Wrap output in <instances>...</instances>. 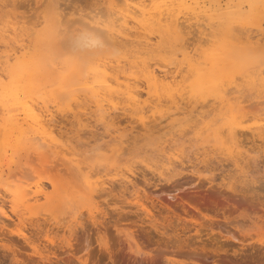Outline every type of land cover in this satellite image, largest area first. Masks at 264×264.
<instances>
[{
    "label": "rangeland",
    "instance_id": "374dc122",
    "mask_svg": "<svg viewBox=\"0 0 264 264\" xmlns=\"http://www.w3.org/2000/svg\"><path fill=\"white\" fill-rule=\"evenodd\" d=\"M35 1L37 0H0V41L5 39L12 47L18 46V76H22L23 80L20 87L27 86L26 92L30 94L24 96L20 91L18 103L8 97L3 100L4 105H0V130L4 127L1 117L10 118L11 124L18 126V132L8 133L11 136L5 147L7 155L4 154L5 157L0 160V206L2 205L8 214L5 217L0 213V264H80L75 255L84 256L85 250L81 249L80 253L75 251L72 256L69 254L71 250L61 244V241L67 238H71L74 245L78 242L83 244L89 239L93 256L90 254L91 259H88L86 264H194L190 259L213 264V259L217 256L213 257L209 251L206 256L201 250L203 246L207 247L206 250L214 248L215 245L210 244L212 239L222 240V244H219L221 247L223 245L222 249L228 250L227 253L220 252L222 259L225 258L224 260L230 263L239 262L240 255H234L232 252L233 249L243 250L241 245L221 238L218 230H221L222 235L233 234L237 239H243L244 246L248 247L246 251L254 248L255 254L258 253L257 257L263 258L264 244H260L258 240H264V223L259 217L262 215L264 218V138L260 139L256 133L260 128L264 130V40L260 43L255 40L259 33L258 26L264 29V16H250L243 19L242 23H234L236 35L244 37L250 34L253 37L254 45L252 44L251 50L249 43L240 42L238 45L242 44V47L236 48L234 40L225 31L218 30L219 27L213 31L210 28L204 30L207 27L203 15L199 23L193 17L183 23V33L179 36L183 42L177 40V37L172 39L165 28H158L155 24L151 25V28L150 25H135L131 22L129 43L122 40L124 42L120 44L118 40L113 39L118 43L116 44L110 38L105 40L107 34L104 33V36L101 34L103 32L99 33V27L96 30L90 23L91 17H105L110 25L120 16L121 13L118 12L124 11V3L127 7L128 3L131 6H145L147 3V7H154L159 1L55 0L60 9L65 11L64 18L79 22L70 24L69 26L73 27H69L66 34L57 36L56 40L60 39L57 44L55 40L53 44L47 45L44 35L40 33L43 27L42 15L49 10L50 2ZM115 2L117 8L121 6L122 10H117ZM81 13L85 15V19ZM118 18L114 22L117 24H113L116 28L123 24L122 19ZM13 26L18 27L15 33L10 31ZM38 32L39 34H36ZM81 33L82 36L96 35L102 40L98 47L94 46L100 53L93 47L98 55L86 54L80 59L74 54L72 46L76 43L75 38L81 39ZM139 41L141 45L136 44ZM179 43L184 47L180 49ZM145 44L150 45L147 47ZM9 49L10 46L0 44V59ZM183 53L191 57L187 55V58ZM188 59H192L194 63L198 62L197 65L201 63V70L188 71ZM2 60L5 61V56L1 59L3 66L0 63V75L2 72L4 82L8 83L10 77L6 72H12L14 66L3 69ZM13 61L14 58L10 60L12 64ZM43 61L47 63H42ZM99 62L112 68H108L111 75L119 71V80H126L135 90L134 94H131L134 101L129 100V94L123 90L106 96V99L100 102L101 107L92 98L91 101L84 99L85 102L81 99L80 104L85 113L82 118L86 127L77 130L80 127L73 121L66 106L70 99L66 102L64 93L58 89L62 88L64 77H69L70 74H73L74 78L77 77L75 71L78 66L81 73L87 66L84 69L86 73ZM100 63L97 67L101 66ZM145 65L163 78L162 70H175L170 72L174 78L161 77V82H150V71ZM205 72L221 77L222 84L209 89L199 85V76ZM99 75L101 76V73ZM75 79L72 78L71 82ZM2 91L3 88L0 87V93ZM30 96L38 106L46 104L56 120L62 119V123H55V136L64 135V138H70L72 144L79 148V152L80 148L82 149V156L87 158L86 163L79 167L69 164L59 149L51 144L49 136L46 133L45 135L43 130L37 131L39 128H35L36 125L28 120L22 104V101L28 100ZM65 96L68 95L65 93ZM72 106L79 108L75 104ZM97 107L101 112L104 110L108 116L111 114L114 117H110V120L107 118L106 127ZM142 116L148 127L146 133L140 125ZM107 127L112 131L111 134L107 132ZM118 132L126 135L120 139L117 137ZM77 133L80 136L76 138ZM119 144L121 148L114 154L113 150L119 147ZM112 153L117 156L113 157ZM237 159L238 165L235 164ZM63 161L68 164V169ZM37 186L42 187L44 193L34 197L32 191ZM232 189L247 193V200L254 197V200L252 198L250 202L246 201L249 203L248 211L250 204L256 208H250V217L242 216L243 210L240 208H243V205H237L243 201L242 193H234ZM250 192L251 195L253 192L254 196H251ZM212 193L219 198L218 206L213 200L212 204L209 200L207 202L208 198L213 199ZM216 193L222 196L219 197ZM256 193H259L260 197ZM233 198L240 208L234 206L237 209L234 210L233 206H230V212L227 205L234 202ZM200 200H203L202 203ZM238 200L240 202H237ZM194 203L203 211L196 210ZM141 204L148 206L154 217L158 218L159 231L150 226L149 220L144 217L146 211ZM93 222H98V228ZM202 222L206 225L213 223L214 230L199 228L198 223L203 224ZM237 224L238 229L233 227ZM197 228L201 230L198 232ZM226 230L233 233H227ZM239 230L245 235L239 233ZM101 233L105 235L114 263L108 258V252L98 245L99 238L103 237L98 236ZM48 237L53 238L54 245L47 241ZM26 238H30L33 245H38L39 252L33 251L25 242ZM79 245H75L76 248L81 246ZM180 248L182 251H179ZM194 251L206 258L202 255L198 258L199 255L194 254ZM173 254L175 255L172 256ZM69 256L71 259H68ZM42 257L48 259L44 260ZM169 257H173L172 261L167 259Z\"/></svg>",
    "mask_w": 264,
    "mask_h": 264
},
{
    "label": "bare ground",
    "instance_id": "6f19581e",
    "mask_svg": "<svg viewBox=\"0 0 264 264\" xmlns=\"http://www.w3.org/2000/svg\"><path fill=\"white\" fill-rule=\"evenodd\" d=\"M28 1V0H27ZM30 1V0H29ZM43 1V0H42ZM41 1V2H42ZM50 2L49 3V10L45 13V11H44V13L45 14H43L42 15V21L41 22H43V27H42V30H41V33H40V35H44V39L47 41V45H51V44H53L54 42H55V40H56V38H58V37H60L62 34L64 35V34H66V32H67V29L70 27L69 25L70 24H76V22H79V20H72L71 18H64V16H63V14H64V12L62 11L63 10V8L62 9H60V6L58 5L59 3L57 2H55V0H47L46 2ZM98 1V0H97ZM138 1H140V0H138ZM137 1V2H138ZM148 2H149V0H147ZM146 1V2H147ZM159 1V2H158ZM34 2V1H33ZM35 2H39L38 0L37 1H35ZM122 2V1H121ZM144 2V1H143ZM142 2V4H144ZM151 2V1H150ZM157 5L156 6H154V7H150V6H146L147 5V3H146V5L144 6V5H141V4H137L136 6H131V5H129L130 3H128V7L129 6H131V7H127L126 5V3H124L125 4V6L121 3V5H123L124 6V11H119V8H121L120 10H122V7L120 6L119 8H117V6H116V2H115V6H116V8H117V10L119 11L118 13H121L120 14V16H118V17H120L121 19H122V21H123V24H121L120 25V27L119 28H116V26H114V25H116V24H114V22L115 21H117L119 18L117 17V20H113L112 22H110V23H112V24H110L109 25V21H107V20H105L106 18L104 17V19L103 18H94L93 16L91 17L92 18V20L90 21V23H92L95 27H96V30H98L97 29V27H99L100 29H99V33H101V32H103V33H101V34H103L104 35V33H105V37H106V39L105 40H107V38H110L112 41H114L113 43H116V44H118L119 42H120V44H121V42L123 43L124 41V43H126V42H128L129 43V40H130V37L129 36H131L130 35V28H131V25H129V23H131V22H133V24H140V25H142V26H151V25H153V24H155V25H157L158 26V28H165L168 32H169V37H171L172 39H173V37H174V39H175V37H177V40H182V39H179V38H181V37H179L180 35H182V28H184L183 26V23L185 22V21H187V20H189L190 19V17H193V18H195V20L197 19L198 20V22L197 23H199V19L201 18V16L203 15L204 17H205V21H204V24H205V26L207 27V28H204V30H208V28H210L211 29V31H213L214 29L216 30V28H218V30H223V31H225L226 32V34H228L233 40H234V45H236L235 47L236 48H241L242 47V44H245V43H249L248 44V47H249V49L250 48H252L253 46H252V44H253V42H252V36L250 35V34H247V35H245L244 37H241V36H239V35H236L235 33H234V29H235V27H234V23H242V21H243V19H245L246 17H250V16H264V0H157ZM104 3V2H103ZM154 3V2H153ZM21 4H22V2H21ZM41 4V3H40ZM41 5H43V4H41ZM150 5H151V3H150ZM48 6V5H47ZM114 6V7H115ZM126 7V8H125ZM98 8V7H97ZM45 9H47V7L45 8ZM42 11V10H41ZM115 13V12H114ZM13 14V13H12ZM87 14V13H86ZM81 15H82V13H81ZM106 15V14H105ZM118 15V14H117ZM17 16V15H16ZM83 16V15H82ZM81 16V17H82ZM85 16V15H84ZM82 17V18H86V17ZM107 16V15H106ZM23 17V16H22ZM203 17V18H204ZM11 18H12V16H11ZM10 18V19H11ZM40 18V15L38 16V19ZM107 18H109L108 16H107ZM202 18V19H203ZM201 19V20H202ZM184 20V21H183ZM196 20V21H197ZM39 20H37V22H38ZM71 21V22H70ZM70 22V23H69ZM18 23V22H17ZM120 23V22H119ZM201 23V22H200ZM38 25L40 24V23H37ZM37 24H35L36 26H37ZM114 24V25H113ZM132 24V26H134ZM261 24V23H260ZM34 25V24H33ZM71 25V27L70 28H72L73 26ZM123 25V26H122ZM154 25V26H155ZM202 26H203V23L201 24ZM200 25V26H201ZM186 26V25H185ZM236 26V25H235ZM3 27V26H2ZM8 27V26H7ZM136 27H138V26H136ZM135 27V28H136ZM140 27V26H139ZM11 28V27H10ZM142 28V27H141ZM145 28V27H144ZM151 28H152V26H151ZM203 28H202V31H204L203 30ZM18 29V27H16V26H13L12 27V29H10V31H12V32H14L15 33V31ZM32 29V28H31ZM148 29V28H147ZM70 30V29H69ZM146 29H144V31H145ZM206 30V31H207ZM4 31H6V30H4ZM30 31V30H29ZM132 31V30H131ZM258 31H259V33H258V37L256 38V40H255V42L256 43H260V42H263L262 40H264V29L263 28H261L260 26H258ZM8 32V31H7ZM210 32V31H209ZM215 32V31H214ZM143 33H145V32H143ZM170 33H171V36H170ZM207 33V32H206ZM212 33V32H211ZM210 33V34H211ZM219 33V32H218ZM222 33V32H221ZM238 33V32H237ZM34 34H35V32H34ZM36 34H39V32L38 33H36ZM75 34V33H74ZM78 34V33H77ZM146 34V33H145ZM164 34V33H163ZM162 34V35H163ZM32 35V34H31ZM60 35V36H59ZM83 35V33H81V36ZM207 35H209V33H207ZM213 35V34H212ZM212 35H210V36H212ZM219 35V34H218ZM256 35V34H255ZM58 36V37H57ZM81 36H79V37H81ZM113 37V38H111V37ZM167 36V35H166ZM216 36H217V33H216ZM222 36V35H221ZM228 36V37H229ZM76 37V36H75ZM78 37V36H77ZM83 37V38H82ZM81 37V39H77V38H75V44L72 46V48H73V50H74V54H77L79 57H80V59H81V57H83V56H85L86 54V56H90V55H94V54H99L100 52V50L98 49V48H95L94 46H96V47H98V44L100 45L101 43H102V40H100V39H98L97 37H96V35L94 36V35H90V36H87V35H84V36H82ZM101 37V36H100ZM165 37V36H164ZM219 37V36H218ZM217 37V38H218ZM35 38V37H34ZM148 38V37H147ZM220 38H222V37H220ZM17 39V41H18V38H16ZM113 39H115L116 41L118 40V43L117 42H115V40H113ZM139 39V38H138ZM161 39V38H160ZM164 39V38H163ZM219 39V38H218ZM231 39V40H232ZM25 40V39H24ZM35 40H38V39H36L35 38ZM40 40V39H39ZM60 39H58V41H59ZM65 39H63V41H64ZM122 40H124V41H122ZM162 40V39H161ZM32 41V40H31ZM57 41V40H56ZM58 41L57 42H55L56 44L58 43ZM62 41V40H61ZM66 41V40H65ZM108 41H110V40H108ZM112 41H110V42H112ZM135 40H133V42H134ZM141 41V40H140ZM140 41L139 42H135L136 44H138V43H140ZM174 41V40H173ZM1 43L0 44H3V45H5L6 47L8 46H10V49L8 50L9 52H11V53H7V54H3L4 56H5V61H3L2 60V62H4V68L3 69H6L7 70V68H9V66H14V69H13V71L11 72V71H9V70H7V72L6 73H8V76L10 77V80H9V82L8 83H6V82H4L5 80H3V78H5V77H3L2 78V72H1V75H0V87H2L3 88V91H2V93H0V98L2 99V103H0V105L1 106H3L4 104H3V100L4 99H6V98H8V97H11V98H13L14 100H15V102L16 103H18V93L21 91L22 93H23V95L24 96H27V95H30V94H28L27 92H26V88L25 87H27V86H25V87H20V83H21V81H23L22 80V76H18V56H16V54L18 53V46L17 47H12L9 43H8V41H6L5 39L4 40H2V41H0ZM175 42H176V40H175ZM174 42V43H175ZM179 42V41H178ZM181 42V41H180ZM182 42H183V40H182ZM214 43L216 42V41H213ZM242 43V44H240V45H238L239 43ZM244 42V43H243ZM38 43H40V42H38ZM21 44V43H20ZM25 44V43H24ZM61 44V43H60ZM115 44V45H116ZM180 45H181V43H179ZM231 44V43H230ZM23 45V44H22ZM55 45V44H54ZM140 45H141V43H140ZM145 45H147V44H145ZM150 45V44H149ZM149 45H147V47H149ZM183 45V44H182ZM180 46V49L181 48H183L184 47V45L183 46ZM238 45V46H237ZM254 45V44H253ZM23 46H25V45H23ZM114 46V45H113ZM170 46V45H169ZM58 47V46H57ZM95 48V50L96 49H98V52L97 53H95L96 51L94 50V48ZM117 47V46H116ZM115 47V48H116ZM140 47H142V48H146V47H144V46H140ZM3 48V47H2ZM67 48V47H66ZM65 48V49H66ZM21 49V48H20ZM28 49V48H27ZM69 49V48H68ZM68 49H66V50H68ZM24 50V49H23ZM34 50V49H33ZM56 50V49H55ZM60 50V49H59ZM92 50H94V52H91ZM183 50V49H182ZM251 50V49H250ZM22 51V50H21ZM69 52H72V50L70 51V49L68 50ZM26 52V51H25ZM24 52V53H25ZM105 52V51H104ZM188 52V51H187ZM186 52V53H187ZM1 53V52H0ZM67 53V52H66ZM65 53V54H66ZM90 53V54H89ZM113 53V52H112ZM111 53V54H112ZM175 53V52H174ZM89 54V55H88ZM110 54V53H109ZM184 55H185V53H183ZM183 54H182V56H183ZM2 55V54H1ZM2 55V56H3ZM63 55V54H62ZM113 55V54H112ZM176 55V54H175ZM187 55H189V54H187ZM187 55H185V56H187ZM4 56L1 58V59H3L4 58ZM53 57V56H52ZM56 57V56H55ZM100 57V56H99ZM176 57V56H175ZM189 57H191L190 55H189ZM200 57H201V55H200ZM12 58H14V61H13V64L10 62V60L12 59ZM59 58V57H58ZM187 58H188V56H187ZM199 58V57H198ZM204 58V57H203ZM1 59H0V63H1ZM20 59V58H19ZM45 59V58H44ZM47 59V58H46ZM51 59V58H50ZM59 59H62V58H59ZM77 59H79V58H77ZM86 58H84V60H85ZM101 59V58H100ZM194 59V58H193ZM29 60V59H28ZM48 60V59H47ZM87 60H89L88 58H87ZM198 60V59H197ZM196 60V61H197ZM49 61V60H48ZM98 61H99V58H98ZM193 60L192 59H188V71H190V72H194V70L197 72L198 70H201L200 68L201 67H199L200 66V64L199 65H197L196 63H198V62H196V63H194V62H192ZM195 61V60H194ZM200 61V60H199ZM52 62H53V60H52ZM57 62V61H56ZM182 62H186V61H183L182 60ZM210 62V61H209ZM42 63H45V61H43ZM47 63V62H46ZM45 63V64H46ZM100 63V62H99ZM98 63V64H99ZM44 64V65H45ZM83 64V63H82ZM98 64H97V66H98ZM101 64V63H100ZM181 64V63H180ZM203 64H206V65H208L207 63H203ZM1 65H2V63H1ZM37 65H39V63L37 64ZM177 65V64H176ZM3 66V65H2ZM41 66V65H40ZM94 67V68H90V71H88L90 74H87L88 72H84V69L87 67H85L83 70H82V73L80 72L81 70L79 69L80 67L78 66L77 68H78V70H76L75 71V75H77V77H78V75L81 73L82 75H84V76H82V75H80L79 76V78H77V77H73L72 75L73 74H70L69 75V77L68 76H66V77H64L63 78V80H64V82H63V86H62V88H59V89H61V90H59L58 89V91H62V93H64L63 95H64V100H66V102L69 100L70 101V103L68 104V105H66L67 106V110H68V112H70V116L73 118V121H75V123H76V125H78L77 126V128H79V129H77V130H83V128L82 127H86V123H84V119L82 118V116L85 114L84 112H83V109H82V104H80L81 102H80V100L82 99V101L84 100V99H90V98H92V99H94L96 102L95 103H97L100 107H101V105H102V103L100 104V102H101V100H104V99H106V96H108L110 93H112V92H118V91H120V92H123L124 91V93H128L129 94V100L130 99H133V98H131V97H133V95H131V94H134L133 92H135V90L133 89V87L132 86H130V84L126 81V80H124V81H120L119 80V76L117 75L118 74V72H117V74H113L112 73V75L109 73L110 71H108L111 67L110 66H108V64H105V63H102L101 64V66L99 65V67ZM187 66V65H186ZM29 68H30V66H28ZM39 67V66H38ZM48 67H50L49 65H48ZM75 67V66H74ZM145 67L147 68V66L145 65ZM149 67V66H148ZM101 70H100V69ZM109 68V69H108ZM150 68V67H149ZM162 68V67H161ZM176 68H178V67H176ZM99 69V70H98ZM112 69V68H111ZM110 69V70H111ZM148 69V68H147ZM166 69V68H165ZM174 69H175V66H174ZM179 69H180V67H179ZM206 69V68H205ZM145 70V69H144ZM149 71H150V69H148ZM148 70H145V71H147L148 72ZM168 70H170V69H168ZM168 70H162L163 71V73L164 74H162V75H164V78H163V76H160L159 77V74H156V71L155 70H151L150 72H149V78H151L152 80L150 81V82H155V83H157V82H161L160 80L163 78V79H167V77H172V75H171V73H173L175 70H171V71H168ZM193 70V71H192ZM203 70V69H202ZM0 71H2L1 69H0ZM29 71V70H28ZM30 71H31V68H30ZM100 71V72H99ZM173 71V72H172ZM177 71V70H176ZM114 72V71H113ZM171 72V73H170ZM42 73V72H41ZM99 73H101V76L99 77L98 76V74ZM170 74V75H169ZM194 74V73H193ZM201 74V73H200ZM4 75V74H3ZM22 75H24V74H22ZM90 75L91 76V78H89L88 76ZM117 75V76H116ZM147 75V76H148ZM25 76V75H24ZM31 76V75H30ZM87 76V77H86ZM26 77V76H25ZM73 79H75L74 80V82L72 81L71 82V80H72V78ZM162 77V78H161ZM200 77V80H198L197 82H198V84L199 85H202V86H205L207 89H209V88H216V87H218V85L222 82V80H221V77H219L218 75H216V74H213V73H211V72H205V73H203L202 75H200L199 76ZM8 78V77H7ZM43 78V77H42ZM67 78H68V80H67ZM71 78V79H70ZM161 78V79H160ZM174 77H172V79H173ZM249 78V77H248ZM261 78V77H260ZM62 80V81H63ZM150 80V79H149ZM61 81V82H62ZM163 81V80H162ZM166 81V80H165ZM164 81V82H165ZM60 82V83H61ZM224 83V82H223ZM250 83H252V81H250ZM254 83V82H253ZM50 84V83H49ZM222 84V83H221ZM159 85V84H158ZM224 85V84H223ZM256 85V84H255ZM254 85V86H255ZM60 86V87H61ZM169 87V86H168ZM156 89H157V87H156ZM199 89H201V88H199ZM123 90V91H122ZM165 90H167V89H165ZM53 91V90H52ZM51 91V92H52ZM158 91H159V89H158ZM170 91V90H169ZM175 91V90H174ZM33 92V91H32ZM119 92V93H120ZM30 93V92H29ZM65 93L68 95V96H65ZM204 93V92H203ZM173 94H175V93H173ZM36 95V94H35ZM46 95V94H45ZM163 95V94H162ZM220 95V94H219ZM110 96V95H109ZM174 96V95H173ZM221 96H223V94L221 95ZM34 97V96H33ZM67 97V98H66ZM157 97V96H156ZM175 97V96H174ZM20 98V97H19ZM35 98V97H34ZM37 98H38V96H37ZM45 97H43V99H44ZM114 98V97H113ZM42 99V98H41ZM112 99V98H111ZM38 100V99H37ZM63 100V101H64ZM137 100V99H136ZM44 101V100H43ZM90 101H91V99H90ZM133 101H134V99H133ZM132 101V102H133ZM20 102V101H19ZM61 103H63L62 101H60ZM60 102H58V103H60ZM65 102V103H66ZM83 102H85V101H83ZM5 103V102H4ZM78 103V104H77ZM21 104V103H20ZM22 104L24 105V112H25V114H26V117L28 118V120H30V122H32L33 123V125H36V126H34L35 128L37 127V128H39L37 131L39 132L40 130H43V132H44V134L46 133L48 136H49V141H51L52 143V145H54L55 147H57L58 149H59V152L65 157V159L66 160H68L67 162L69 163V164H73V165H75L76 167H79L80 165H82V164H84V163H86L85 161H86V157H85V155L84 156H82L83 155V152H81V148H80V152H79V148H76V145L74 144H72V141H71V139L70 138H64L62 135H56L55 136V134H54V127L56 126V124H58L59 122H61L62 123V119H60L59 121L58 120H56L55 118V115L52 113V111L50 112L49 111V109H48V106H46V104L45 105H40V106H38L37 105V102L35 103V101L33 100V98L30 96L29 97V99L28 100H23L22 101ZM72 104H75V105H78V109H76L75 107H73L72 106ZM135 104V103H134ZM48 105V104H47ZM80 105V106H79ZM97 105V106H98ZM104 106V105H103ZM4 108V107H3ZM104 108V107H103ZM127 108V107H126ZM97 109H98V107H97ZM100 109V108H99ZM98 109V110H99ZM1 110H3V109H1ZM4 111V110H3ZM3 111H1V112H3ZM101 112V110H99V113ZM103 112V113H102ZM102 112H101V116H102V120H103V124H104V126L106 127L107 126V123H108V120H107V118L110 120V117L112 118L113 116H111V114H110V116H108L107 114L108 113H104V110H102ZM4 114H5V112H3ZM59 113V112H58ZM66 113V112H65ZM110 113V112H109ZM4 114L2 115V116H4ZM64 114V113H63ZM153 115H155V114H153ZM85 116V115H84ZM58 117V116H57ZM64 117H65V115H64ZM62 118V117H61ZM85 118V117H84ZM114 118V117H113ZM112 118V119H113ZM142 119H141V128L142 129H144V131L145 130H147V125L145 124L146 122H145V120H143L144 119V117L142 116L141 117ZM1 119H2V121L5 123H3L2 124V126L4 125V127H2V129L0 130V160L3 158V156L5 157V155L4 154H6L7 152H6V150H7V148L5 149V147H6V145L8 144V142H9V138H10V134H8V133H13V132H15V131H17L18 132V126H14V125H12L11 124V122H10V118H3V117H1ZM23 120H24V118H22ZM68 119V118H67ZM84 120V121H83ZM58 123H57V122ZM66 121V120H65ZM140 121V120H139ZM154 121V120H153ZM72 122V120H70V123ZM114 122V121H113ZM118 122V121H117ZM56 123V124H55ZM66 123V122H65ZM67 123H69V122H67ZM64 124V123H63ZM110 124V123H109ZM68 125V124H67ZM91 125V124H90ZM62 127V126H61ZM133 127V126H132ZM132 127L130 128V130L132 129ZM57 128V127H56ZM14 129V130H13ZM85 129V131H86V128H84ZM114 129V128H113ZM117 129V128H116ZM74 130V129H73ZM88 130V129H87ZM91 130H93V129H91ZM90 130V131H91ZM115 130V129H114ZM124 130H125V128H124ZM129 130V129H128ZM84 131V132H85ZM119 131V130H118ZM143 131V130H142ZM107 132L109 133V134H111V132H110V128H108L107 127ZM114 132V131H113ZM126 132V131H125ZM129 132V131H128ZM132 132V131H131ZM146 132H148V131H145V133ZM238 132V131H237ZM245 132V131H244ZM66 133V132H65ZM115 133V132H114ZM249 133V132H248ZM43 134V133H42ZM45 134V135H46ZM61 134V133H60ZM118 134H119V132H118ZM257 134V137H259L260 139H263L264 138V130L263 129H259L258 130V132L256 133ZM97 135V134H96ZM126 134H119V136H117V137H119L120 139L122 138V136H125ZM253 135H254V133H253ZM47 136V137H48ZM77 136H80V134L79 133H77V135H76V138H77ZM98 136V135H97ZM114 137H115V135H114ZM125 138V137H124ZM79 139L80 140H82L80 137H79ZM113 139V138H112ZM113 140H115V139H113ZM76 141V140H75ZM88 141V140H87ZM77 142H78V139H77ZM121 142H122V140H121ZM79 143V142H78ZM127 143V142H126ZM136 143V142H135ZM121 144V143H120ZM120 144H119V147H117V148H115L114 150H113V153L115 154L116 152H119L118 150H120ZM79 146V144L77 145V147ZM93 146V145H92ZM81 147V146H80ZM124 148V147H123ZM5 149V150H4ZM2 150V151H1ZM87 151V149H85V151L84 152H86ZM6 152V153H5ZM120 152H123V151H120ZM112 153V155H113V157H115V156H117V155H114ZM118 154V153H117ZM7 155V154H6ZM120 156V155H119ZM67 157V158H66ZM121 157V156H120ZM57 158H59L58 156H57ZM57 160H59V159H57ZM61 160H62V158H61ZM116 161V160H115ZM120 161V160H119ZM236 162H235V164H239V161H238V159L237 160H235ZM3 163V162H2ZM63 163L65 164V161H63ZM62 164V163H61ZM68 166V164H65V166ZM70 165V166H71ZM1 166V165H0ZM66 166V169H68V167ZM2 167V166H1ZM83 167V166H82ZM82 167H81V169H82ZM1 169V168H0ZM71 169V168H70ZM2 170V169H1ZM74 175V174H73ZM89 175V174H88ZM87 175V176H88ZM96 181V180H95ZM93 184H94V182H93ZM99 184V183H98ZM254 189V188H253ZM243 190V189H242ZM250 190V189H249ZM252 190V189H251ZM232 192H234V193H236V192H241V191H236L235 189H232L231 190ZM32 193L34 194V197H38L39 195H42L44 192H43V190H42V187H39V186H37L36 187V189L35 190H33L32 191ZM242 193V198L241 199H243V201L242 202H240V200H238L237 202H240V203H237V205H243L242 207L243 208H240V207H238L236 204H235V201H236V199H234V202H230V204L229 205H227V210H229L230 211V206H233V209L234 210H237L234 206H236V207H238V208H240V209H242L243 210V212H242V216H249L248 214H249V211H250V208L252 207V208H254V206L253 205H251L250 204V208H249V211H248V207H249V203L248 202H250L249 200L251 199L252 200V198H253V200H254V197H252V198H250V196H249V200H247V193H244V192H241ZM213 194V193H212ZM217 194V193H216ZM254 193L252 192V195H251V192H250V195L251 196H254L253 195ZM257 194V193H256ZM259 194V193H258ZM257 194V195H258ZM214 195V194H213ZM217 195H220L219 193L217 194ZM232 195V194H231ZM222 195H220L219 197H221ZM225 196H226V194H225ZM228 196V195H227ZM234 197V196H233ZM239 197V196H238ZM258 197H260L259 195H258ZM262 197V196H261ZM208 198V197H207ZM206 198V199H207ZM211 198H213V199H211L210 200V198H208L207 199V202H208V200L211 202V204H212V200L214 201L213 203H215L216 205H217V201H218V196H216V195H214V196H212ZM218 198V199H217ZM256 198V197H255ZM221 199V198H220ZM201 201V203H202V201L203 200H200ZM200 201L198 202V203H200ZM227 201V200H226ZM233 201V200H232ZM246 201H248V202H246ZM257 201V200H256ZM259 201H260V199H259ZM207 202H206V204H207ZM209 202V203H210ZM252 202V201H251ZM208 203V204H209ZM193 204V203H192ZM205 204V205H206ZM194 205H196V206H194ZM194 208L196 209V210H198V211H200V207L198 206V204H195L194 203ZM204 205V204H203ZM215 205V206H216ZM226 205V204H225ZM224 205V206H225ZM2 206V205H1ZM0 206V213L2 214V215H4L5 217H7L8 216V214L6 213V211L3 209V206L1 207ZM141 206H143V208H144V210L146 211V214H145V218H147L148 220H149V224H150V226L152 227V228H154L156 231H159V225L158 224H160V223H158L159 222V220H158V218L156 219L155 217H154V215L152 214V211H151V209H149L148 208V206L146 207L144 204H141ZM192 206V205H191ZM202 206V205H201ZM207 206V205H206ZM218 206V205H217ZM222 206V205H221ZM245 206V207H244ZM202 208H204V207H202ZM206 208V207H205ZM226 209V208H225ZM254 209H256V208H254ZM184 210V209H183ZM185 210H187V209H185ZM190 210V209H189ZM202 210V209H201ZM227 210H224V211H227ZM232 210V209H231ZM203 211V210H202ZM185 212H187V211H185ZM194 212V211H193ZM231 212V211H230ZM236 212V211H235ZM254 212V211H253ZM252 212V213H253ZM255 212H256V210H255ZM192 213V212H191ZM224 213V212H223ZM226 213V212H225ZM194 214V213H193ZM241 214V213H240ZM250 214H251V212H250ZM257 214V213H256ZM193 216V215H192ZM262 216V215H261ZM261 216H259L260 217V221H262L263 223H264V218H262ZM194 217V216H193ZM250 217V216H249ZM256 217V216H255ZM143 218V217H142ZM228 218V217H227ZM144 219V218H143ZM198 219V218H197ZM197 219H195V220H197ZM141 220V219H140ZM96 221V220H95ZM117 221V220H116ZM143 221V220H142ZM146 221V220H145ZM231 221V220H230ZM113 222V221H112ZM144 222V221H143ZM238 222V221H237ZM236 222V223H237ZM115 223V222H114ZM195 223H197V222H195ZM203 223V222H202ZM241 223V222H240ZM93 224H95V226L98 224V222H97V224H96V222H93ZM101 224V223H100ZM199 224V228H202V229H204V230H206V229H213L212 228V224L210 225V224H201V223H198ZM217 224V223H216ZM99 225V224H98ZM161 225H163V224H161ZM160 225V226H161ZM185 225V224H184ZM187 225V224H186ZM220 225V224H219ZM233 225V224H232ZM245 225V224H244ZM264 225V224H263ZM110 226H111V224H110ZM260 226V225H259ZM262 226V225H261ZM260 226V227H261ZM69 227V226H68ZM97 227V226H96ZM100 227V226H99ZM105 227V226H104ZM103 227V228H104ZM113 227V226H112ZM162 227V226H161ZM184 227V226H183ZM188 227V226H187ZM191 227V226H190ZM233 227H235V228H237L238 229V224L237 225H234ZM233 227H231V228H233ZM3 228V227H2ZM72 228V227H71ZM98 228V227H97ZM102 228V227H101ZM115 228H117L116 226H115ZM224 228V227H223ZM230 228V227H229ZM239 228H240V225H239ZM104 229H106V228H104ZM140 229V228H139ZM234 229V228H233ZM99 230V229H98ZM97 230V231H98ZM184 230V229H183ZM198 230H201V229H198L197 228V231ZM214 230V229H213ZM231 230V229H230ZM230 230L228 231V230H226L227 231V233L229 232V233H233V232H230ZM241 230V229H240ZM239 230V231H240ZM100 231V230H99ZM233 231V230H232ZM244 231H246L245 229H244ZM199 232V231H198ZM198 232H197V234H198ZM201 232V231H200ZM247 232V231H246ZM98 233V232H97ZM217 233L219 234V236L221 237V238H223V239H226V240H229V241H232V243H235V244H237V243H239L241 246H240V248L241 249H243V250H241V251H237L236 249L234 250L233 249V254L234 255H237V254H239L240 256V261L239 262H233V261H231V263L230 262H227L226 260H224V259H222L221 257H220V252H223V253H227V251L228 250H225V249H222V247H223V245H222V247H221V245L219 244V242L221 243L222 242V240H219V239H212L211 240V243L210 244H212V245H215V247L214 248H208V250H206L207 249V247L206 246H203V247H201V250L203 251V252H205V254L204 255H206L207 256V254H208V252L207 251H209V254H210V252L214 255L213 257H215V256H217V257H215L214 259H213V264H264V257L263 258H261L260 256L259 257H257V254H255V251L253 250L254 248H253V246L251 247V249L252 250H249V251H246V250H248L247 248L248 247H245L244 245V243L242 242V240L243 239H237V237H235L233 234H231V235H227V234H225V235H222V232H221V230H218L217 231ZM239 233H242V235H245V234H243V231H240ZM248 233V232H247ZM105 234V233H104ZM205 234V233H204ZM252 234V233H251ZM143 235V234H142ZM145 235V234H144ZM180 235V234H179ZM233 235V236H232ZM99 237L100 236H103L102 238H99V242H98V245L101 247L102 246V248L103 249H105L107 252H108V258H110L111 260H112V262H113V259H112V255H111V252H110V250H109V246H108V244H107V242H106V240H105V235H102V233L101 234H99L98 235ZM198 236H199V234H198ZM218 236V237H219ZM76 237V236H75ZM246 238V237H245ZM244 238V239H245ZM71 239V238H70ZM69 238H67V239H65V240H62L61 241V244H63V245H65V246H67L69 249L68 250H71V252L69 253V254H71L72 256H74V253H75V251H78V253H80L79 251L82 249V250H85L84 252H85V255L84 256H77V255H79V254H77V255H75V258H76V260L78 261V262H80V264H86L87 263V260L88 259H91L90 257L91 256H93L91 253V249L89 248L90 246H89V239L88 240H85V243H79L78 242V244L77 243H75V245H79L80 247H77L76 248V246L72 243V241L70 240ZM97 239V238H96ZM206 240V239H205ZM47 241L49 242V243H51V245H54L55 244V241L53 240V238L51 237H48V239H47ZM78 241V240H77ZM25 242L26 243H28V245H30L32 248H33V251L34 252H39V248L37 247V246H35V245H33L34 243H33V241H31L30 240V238H26L25 239ZM75 242V241H74ZM210 242V241H209ZM258 242L260 243V244H264V240H262V239H260V240H258ZM230 242H228V244H229ZM231 243V244H232ZM39 244V243H38ZM222 244V243H221ZM227 244V243H226ZM250 244H252V243H250ZM7 245V244H6ZM232 245H234V244H232ZM254 245V244H253ZM8 246V245H7ZM221 248H220V247ZM255 246V245H254ZM263 246V245H262ZM17 247V246H16ZM237 247H239V246H237ZM38 248V249H37ZM56 248V247H55ZM236 248V247H235ZM255 248H256V246H255ZM260 248V247H259ZM26 249V248H25ZM37 249V250H36ZM53 249V248H52ZM90 249V250H89ZM168 249V248H167ZM239 249V248H238ZM250 249V248H249ZM16 250H17V248H16ZM170 250V249H169ZM172 250V249H171ZM230 250V249H229ZM262 250V249H261ZM28 251V250H27ZM43 251V250H42ZM74 251V252H73ZM175 251V250H174ZM179 251H182L181 250V248H180V250ZM264 251V250H263ZM15 252V251H14ZM55 252H56V250H55ZM170 252V251H169ZM173 252V251H172ZM177 252V251H176ZM176 252H174L175 254H176ZM189 252V251H188ZM194 252H196V253H194ZM193 253L194 254H197V255H199L198 256V258L202 255H200V254H198V252L197 251H194ZM207 252V253H206ZM65 253V252H64ZM183 253V252H182ZM182 253H181V255H182ZM185 253V252H184ZM183 253V254H184ZM187 253V252H186ZM193 253H191V254H193ZM41 254V253H40ZM40 254H38V255H40ZM67 254V253H66ZM90 254H91V256H90ZM175 254H173L172 256H174ZM178 252H177V256H178ZM189 254V253H188ZM212 254H210V255H212ZM6 255V254H5ZM19 255V254H18ZM31 255V254H30ZM36 255V254H35ZM42 255V254H41ZM41 255H40V257H41ZM45 255V254H44ZM56 255V254H55ZM187 255V254H186ZM197 255H196V257H197ZM3 256V255H2ZM37 256V255H36ZM43 256V255H42ZM114 256V255H113ZM188 256V255H187ZM203 256V255H202ZM206 256H203V258L205 257L206 258ZM262 256H263V252H262ZM15 257H16V255H15ZM30 257V256H29ZM189 257H192L191 255H189ZM194 257V256H193ZM212 257V258H213ZM3 258V257H2ZM33 258V257H32ZM43 259L44 258H46V259H48L47 257H42ZM94 258V257H93ZM42 259V260H43ZM67 259V258H66ZM68 259H71V257L69 256V258ZM168 260H170V261H172V259H173V257H169V258H167ZM201 259V258H200ZM3 260V259H2ZM45 260V259H44ZM207 260V259H206ZM71 261V260H70ZM75 261V260H74ZM190 261L192 262V263H194V264H204V263H202L200 260H198V259H190ZM32 262V261H31ZM48 262H49V260H48ZM72 262V261H71ZM91 262V261H90ZM117 262V261H116ZM233 262V263H232ZM114 263V262H113ZM52 264V263H51Z\"/></svg>",
    "mask_w": 264,
    "mask_h": 264
}]
</instances>
